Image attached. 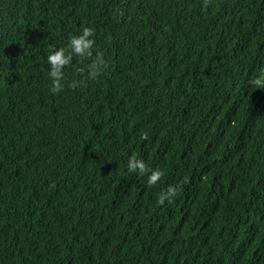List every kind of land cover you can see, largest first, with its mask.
Listing matches in <instances>:
<instances>
[{
  "label": "trees",
  "instance_id": "16d2710c",
  "mask_svg": "<svg viewBox=\"0 0 264 264\" xmlns=\"http://www.w3.org/2000/svg\"><path fill=\"white\" fill-rule=\"evenodd\" d=\"M84 26L109 67L52 94ZM261 69L264 0H0V264H264Z\"/></svg>",
  "mask_w": 264,
  "mask_h": 264
},
{
  "label": "clouds",
  "instance_id": "9594fccd",
  "mask_svg": "<svg viewBox=\"0 0 264 264\" xmlns=\"http://www.w3.org/2000/svg\"><path fill=\"white\" fill-rule=\"evenodd\" d=\"M211 2L212 0H203V7H208ZM94 35L95 30L93 28L84 26L79 35H71L69 37L67 44L69 51L67 53L64 47L57 49L55 46H51L46 60L49 68L48 76L52 81L49 91L52 94H58L63 91L65 78L63 69L71 64L74 56L81 61L90 60L91 63L77 69L82 79H73L71 81L69 87L73 89L84 85L87 80H95L109 67L108 61L102 52L94 54L95 39L92 38ZM249 84L255 88L264 89V69L255 74L249 80ZM142 139L147 140L148 134L145 133ZM126 167L129 173L147 175V185L149 187L157 185L165 175L163 170L148 168L145 162L142 159H138L135 155L129 157ZM178 187V185H169L165 191L159 194L157 203L163 205L166 200L171 202L172 198L178 194Z\"/></svg>",
  "mask_w": 264,
  "mask_h": 264
},
{
  "label": "rangeland",
  "instance_id": "374dc122",
  "mask_svg": "<svg viewBox=\"0 0 264 264\" xmlns=\"http://www.w3.org/2000/svg\"><path fill=\"white\" fill-rule=\"evenodd\" d=\"M186 196L189 199V198H191L192 194L191 193H187Z\"/></svg>",
  "mask_w": 264,
  "mask_h": 264
}]
</instances>
